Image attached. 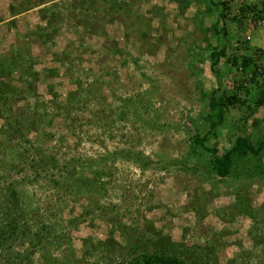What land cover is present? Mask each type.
Wrapping results in <instances>:
<instances>
[{
	"label": "rangeland",
	"instance_id": "obj_1",
	"mask_svg": "<svg viewBox=\"0 0 264 264\" xmlns=\"http://www.w3.org/2000/svg\"><path fill=\"white\" fill-rule=\"evenodd\" d=\"M217 1L236 9L258 2ZM209 5L207 0H189L185 8L180 0H0V81L5 84L0 86L12 92L8 107L15 113L34 109L44 117L38 126L47 137L35 139V146L51 148L50 155L58 160L70 154L94 160L98 154L127 149L149 160L141 170L117 158L109 180L103 179V190L63 198L50 191L45 175L23 168V163L12 161L13 169L6 170L9 153L0 128V177L14 184L11 188L25 207L36 208V220L63 229L78 264L120 261L118 254L111 259L106 255L104 262L95 254L88 263L82 257L87 252L84 239L109 240L118 253L126 237L134 244L156 232L167 243L168 254L185 264H264V258L247 250L248 221L230 207V180L208 177L206 158L189 153L190 137L207 132L199 124L208 110L201 92L217 88L215 74L218 88L229 91L239 76L227 61L242 52L232 49L233 40L227 41L232 45L217 61L216 72L210 71V50L226 40L213 34L212 25L221 23L219 9ZM245 24L237 38L264 51V21L253 30L251 23ZM47 30L50 35L44 36ZM19 88L22 95L14 93ZM263 115L264 107L255 116ZM253 128L263 132L264 125ZM231 135L221 130L206 145L219 154ZM76 169L79 175L88 174ZM246 197L255 206L264 202V178ZM36 220L33 226H38ZM59 249L63 257L67 248ZM33 262L41 264L36 254Z\"/></svg>",
	"mask_w": 264,
	"mask_h": 264
},
{
	"label": "trees",
	"instance_id": "obj_2",
	"mask_svg": "<svg viewBox=\"0 0 264 264\" xmlns=\"http://www.w3.org/2000/svg\"><path fill=\"white\" fill-rule=\"evenodd\" d=\"M180 1L183 2V8L189 5V0ZM207 2L214 11L219 9L217 17L221 26L212 25L213 34L226 40L217 50H210L208 54L210 71L216 72L214 67L217 61L225 57V50L232 45L227 41L233 40L235 46L232 49L237 47L236 49L242 52L231 58L227 57V61L239 75L233 80L230 91L218 88L220 87L219 76L215 74L217 88L206 94L201 92L202 96L207 97L208 110L199 116V124H205L204 128L207 132L203 136L196 132L190 137L189 153L197 158H206L205 167L208 177L230 180L228 187L233 189L234 194L230 207L237 215L248 221L246 234L251 243L247 250L264 258V202L255 206L249 202L248 196L246 197V192L257 186L264 178V162L261 161L264 156V129H261L263 130L261 132L253 128L264 125V115L261 119L255 116L260 108L264 107V51L245 45L246 42L243 40L245 37L239 40L235 35L239 28L246 30L245 22L251 23L253 30L255 24L264 21V0L252 1L251 4L245 2L237 9L234 7L236 11L233 14L230 13L231 6H228L226 2L217 0H207ZM205 11H209L208 7ZM48 33L47 30L43 32V35H50ZM144 36L143 33L142 37ZM197 61L201 62V59ZM9 63L17 67L14 61L10 60ZM0 71L3 72V70ZM52 73L55 72L52 71ZM21 81L26 83V78ZM0 84L5 85L2 81ZM26 89L29 87L27 86ZM15 92L22 95L20 88ZM11 94L8 88L0 86V120L2 121L0 128H2L4 150L9 153V164L6 169L8 172L14 167L12 161L23 163V168L34 169L35 174L41 173L47 177L46 181L54 195L60 193L63 198H67L72 194H80L84 190L88 192L92 189L103 190V185L106 183L103 179L109 180L113 169L111 164L117 158L132 162L141 170L149 165V160L141 153L128 149L98 154L93 157L94 160L71 154L58 160L56 156L50 155L51 148L41 149L35 146V139L47 137L46 133H41L38 126L41 122L44 123L43 116L37 114L34 109L15 113V110L8 107L12 99ZM49 104L54 105L52 102ZM64 112L69 119L71 115L67 111ZM229 112L232 116L228 118ZM72 120L74 121L73 118ZM248 128H253L254 132L248 133ZM221 130L227 137L231 134L232 137L227 139L228 145L218 154L216 148L209 147L206 143L208 138L218 136ZM29 135H32L33 139L30 140ZM7 143L14 148L7 147ZM24 144L28 148L23 149ZM76 167L80 169L83 167L81 170H86L88 174L79 175ZM3 177H0V183L6 185L3 187L0 184V264H34L35 254L41 264H78L79 261L69 254L68 249L71 247L63 229L54 223L36 220V208L31 207L29 203L25 207L19 201L17 192L11 188L14 184ZM2 179L4 181H1ZM210 186V189H215V186ZM114 209H116L115 206ZM35 220L38 226H33ZM159 234L156 232L153 237L142 236V239L138 238L139 242L134 244L128 243L129 240L126 237L125 246L118 244L121 247L118 253L114 252V244L109 240L105 243H93L90 239H84L82 244L86 246L87 252H83L82 257L86 256L87 262H90L94 260V255L98 254L104 262L109 260L106 255H109L111 259L113 255L116 257L118 254L120 259L118 264H185L182 260L168 254L164 249L167 243L164 244V238ZM61 245L67 248L63 257L60 255ZM50 249L58 252L52 255L49 252ZM237 263L244 262L241 260Z\"/></svg>",
	"mask_w": 264,
	"mask_h": 264
},
{
	"label": "crops",
	"instance_id": "obj_3",
	"mask_svg": "<svg viewBox=\"0 0 264 264\" xmlns=\"http://www.w3.org/2000/svg\"><path fill=\"white\" fill-rule=\"evenodd\" d=\"M259 1V0H258ZM259 42H261V41H259ZM257 44H259L258 42H257Z\"/></svg>",
	"mask_w": 264,
	"mask_h": 264
}]
</instances>
